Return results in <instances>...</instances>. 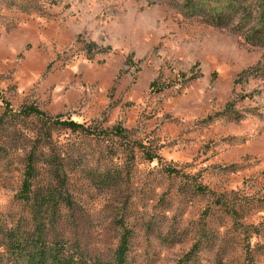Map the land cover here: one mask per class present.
I'll return each instance as SVG.
<instances>
[{
	"label": "rangeland",
	"instance_id": "rangeland-1",
	"mask_svg": "<svg viewBox=\"0 0 264 264\" xmlns=\"http://www.w3.org/2000/svg\"><path fill=\"white\" fill-rule=\"evenodd\" d=\"M121 245L264 264L263 0H0V264Z\"/></svg>",
	"mask_w": 264,
	"mask_h": 264
},
{
	"label": "trees",
	"instance_id": "trees-1",
	"mask_svg": "<svg viewBox=\"0 0 264 264\" xmlns=\"http://www.w3.org/2000/svg\"><path fill=\"white\" fill-rule=\"evenodd\" d=\"M263 5H264V0H263ZM91 47L93 48L94 45L87 46V50L90 51ZM162 90H163V87L157 88V91H159V92L162 91ZM22 113H24L25 115H34V116H36L38 118H43L44 117L43 113L41 111H39L38 109L34 108V107H26V108H24L22 110ZM62 125L67 126L68 128H71V129H80L81 128V126L79 124H76V123L71 122V121L70 122H64V123H62ZM146 158L148 160L152 161L155 157L147 154ZM168 172L171 173V172H174V170L168 169ZM26 186H27V183H25V187ZM38 257L39 258L36 257L37 258L36 261H35L36 263H34V264H45L46 263L45 260H44V253L40 254ZM123 257H124V245H121L118 248L117 252H116V255H115L116 259L115 260L117 262H119L120 264H122ZM32 260L34 261L35 259L33 258ZM53 261H54V258H53ZM51 264H72V263L55 261V262H52Z\"/></svg>",
	"mask_w": 264,
	"mask_h": 264
}]
</instances>
